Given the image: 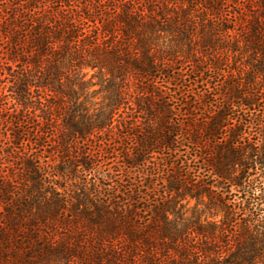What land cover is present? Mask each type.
I'll use <instances>...</instances> for the list:
<instances>
[{
  "label": "trees",
  "instance_id": "obj_1",
  "mask_svg": "<svg viewBox=\"0 0 264 264\" xmlns=\"http://www.w3.org/2000/svg\"><path fill=\"white\" fill-rule=\"evenodd\" d=\"M0 114V264H264V0H0Z\"/></svg>",
  "mask_w": 264,
  "mask_h": 264
},
{
  "label": "rangeland",
  "instance_id": "obj_2",
  "mask_svg": "<svg viewBox=\"0 0 264 264\" xmlns=\"http://www.w3.org/2000/svg\"><path fill=\"white\" fill-rule=\"evenodd\" d=\"M1 120H2V117H1V114H0V145H2V147H3V151H8V152H16V149H15V147L12 145V143H11V140H10V132H7V128H5V127H3V121L1 122ZM4 135H6V136H4ZM119 142H120V140H118ZM121 143V142H120ZM125 146H126V144H125ZM110 152H112V151H110ZM38 153H39V155H41L43 152H41V151H38ZM118 155H117V158H113L112 159V161H110V163H111V168L113 167V166H115V164L118 162V161H120V160H118ZM115 161V164H113V162Z\"/></svg>",
  "mask_w": 264,
  "mask_h": 264
}]
</instances>
